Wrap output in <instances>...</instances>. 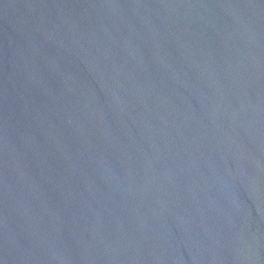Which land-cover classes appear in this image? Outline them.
<instances>
[{
	"label": "water",
	"instance_id": "obj_1",
	"mask_svg": "<svg viewBox=\"0 0 264 264\" xmlns=\"http://www.w3.org/2000/svg\"><path fill=\"white\" fill-rule=\"evenodd\" d=\"M0 264H264V0H0Z\"/></svg>",
	"mask_w": 264,
	"mask_h": 264
}]
</instances>
